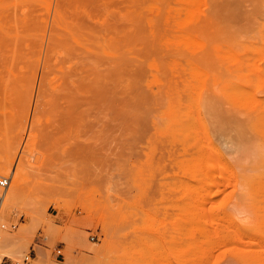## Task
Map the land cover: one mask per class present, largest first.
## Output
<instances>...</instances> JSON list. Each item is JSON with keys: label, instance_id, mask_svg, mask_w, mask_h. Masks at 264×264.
<instances>
[{"label": "rangeland", "instance_id": "obj_1", "mask_svg": "<svg viewBox=\"0 0 264 264\" xmlns=\"http://www.w3.org/2000/svg\"><path fill=\"white\" fill-rule=\"evenodd\" d=\"M259 148L264 0H0L3 264H264Z\"/></svg>", "mask_w": 264, "mask_h": 264}, {"label": "bare ground", "instance_id": "obj_2", "mask_svg": "<svg viewBox=\"0 0 264 264\" xmlns=\"http://www.w3.org/2000/svg\"><path fill=\"white\" fill-rule=\"evenodd\" d=\"M223 3H225V2H223ZM223 3H222V4H223ZM220 4H221V3H220ZM77 29H78V27H77ZM3 31H4V30H3ZM127 31H128V30H127ZM127 31H126V32H127ZM126 36H127V35H126ZM126 40H127V39H126ZM123 56H124V55H123ZM123 61H124V60H123ZM210 104H211V103H210ZM211 107H213V106H211ZM215 109H216V108H215ZM215 109H214V110H215ZM211 110H213V109L211 108ZM212 113H213V112H212ZM199 114H200V113H199ZM218 114H219V113H218ZM223 116H224V114H223ZM225 117H226V116H225ZM248 117H249V116H248ZM217 118H219V116H218ZM251 118H252V117H251ZM256 119H257V118H255V120H256ZM250 120L252 121L253 119H250ZM220 122H221V121H220ZM254 122H255V121H254ZM257 122H258V121H257ZM257 122H256V123H257ZM237 123H238V122H237ZM241 124H242V123H241ZM257 125H258V124H257ZM242 126H244V125L242 124ZM242 126H240V125L238 126V127H240V128L242 129V130H240V128H239L240 132L244 130ZM253 126H254V125H253ZM255 126H256V125H255ZM256 128H258V126H256ZM241 133H242V132H241ZM240 140H242V139H240ZM242 141H244V140H242ZM240 142H241V141H240ZM210 143H211V142H210ZM241 144H243V142H242ZM241 144H240V148H241ZM246 145H248V144H247V143H246V144H243L244 147H246L248 150H250V147H249V146H246ZM212 146H214V145L212 144ZM212 146H211V147H212ZM252 147H253V148H252ZM254 147H255V146H253V145L251 146V150L253 149L252 151H254ZM240 148H239V149H240ZM246 148H244V149H245V151L248 152V150H247ZM202 149H203V148H202ZM259 149H260V148H259ZM261 149H262V148H261ZM261 149H260V150H261ZM210 150H211V149H210ZM212 150H213V149H212ZM241 150H242V148H241ZM251 150H250V151H251ZM260 150H259V151H260ZM236 151H237V150H236ZM242 151H243V153H244V150H242ZM209 152H210V151H209ZM214 152H215V151H214ZM238 152L240 153V150L237 151V153H238ZM254 152H255V151H254ZM260 152H261V153H260ZM260 152H258V153H260V156H261L264 152H263L262 150H261ZM262 152H263V153H262ZM211 153H213V152L211 151ZM239 153H238V155H239ZM243 153H242V155H244L246 152H245L244 154H243ZM248 153H249V152H248ZM256 153H257V152H256ZM202 154H203V153H202ZM216 154H217V153H216ZM246 154H247V153H246ZM210 155H212V154H210ZM210 155H209V156H210ZM242 155H240V156H242ZM248 155H249V154H248ZM207 156H208V155H207ZM217 156H218V155H217ZM244 156H246V155H244ZM244 156H242L241 158H243ZM253 156H254V155H253ZM211 157H212V156H210V158H209V157H206V159H207V160H209V159L212 160ZM213 157H215V156H213ZM208 158H209V159H208ZM215 158H216V157H215ZM245 159H247V158L245 157ZM254 159H255V157H254ZM262 159H263V158H262ZM245 161H247V160H245ZM250 161L254 162V161H253V158H252V160H251V158H250ZM250 161H249V162H250ZM257 161H258V160H257ZM259 161H260V160H259ZM259 161H258V162H259ZM206 162H207V161H206ZM208 162H209V161H208ZM208 162H207V163H208ZM223 162H224V161H223ZM7 163H8V162H7ZM209 163H210V166L213 165V164L211 165V162H209ZM209 163H208L207 165H209ZM250 163H251V162H250ZM216 164L220 165V163H218V162H217ZM257 164H258V163H257ZM223 165L226 167L225 162L222 163V166H223ZM259 165H260V164H259ZM210 166H208V167H207V166L203 167V168H205V172H207L206 170H208V168H210ZM224 166H223V167H224ZM8 167H12V166H8ZM201 167H202V166H201ZM215 167H216V165H215ZM218 167H221V166H218ZM223 167H222V168H223ZM241 167H242V166H241ZM246 167H247V166H246ZM246 167H245V168H246ZM252 167H253V166H252ZM263 167H264V166H263ZM212 168H214V167H212ZM7 169H9V168H7ZM217 169H218V168L216 167V169H214V170H217ZM247 169H248V168H247ZM260 169H261V168H260ZM21 170H22V168H21ZM212 170H213V169H212ZM229 170H231V168H230ZM257 170H259V169H257ZM257 170H256V171H253V172L256 173ZM208 171L210 172V170H208ZM232 171H233V170H232ZM232 171H230V172H232ZM211 172H213V171H211ZM211 172H210V173H211ZM246 172H247V171H246ZM18 173H19V174H18ZM215 173H216V172H215ZM255 173H254V174H255ZM17 174H18L19 176H17ZM20 174H21L20 169H18V167H17V168L15 167V168H14V171H13V175H12V176H8V177L11 178V182H10V186H9L7 192H6L5 199H4V203H3V206H2V220H4V218H3V209H4V207H5L6 209H11L12 206H13V203H14V201H15V196H16L17 188L20 186V181H21V178H22ZM213 174H214V173H213ZM251 174H253V173H251ZM251 174H249V175H251ZM256 174H258V172H257ZM1 175H2V174H1ZM225 175H226V174H225ZM244 175H245V172H244ZM258 175H259V174H258ZM3 176H6V175H3ZM214 176H215V175H214ZM222 176H223V175H222ZM226 177H228V176H226ZM252 177H253V176H251V179H252ZM259 177H261V176H259ZM216 178H217V177H216ZM216 178H215V177L213 178L212 173H211V179H212L213 182L216 180ZM255 178H256V176H255ZM213 179H214V180H213ZM227 180H228V179H227ZM244 180H245V179H244ZM244 180H243V182H244ZM248 180H249V179H248ZM210 181H211V180H210ZM217 181H219V180H217ZM232 181H233V180H232ZM252 181H253V179L251 180V182H252ZM246 182H247V180H246ZM253 182H256V180L253 181ZM207 183H208V182H207ZM209 183H212V182H209ZM209 183H208V184H209ZM257 183H260L259 178H258V182H257ZM263 183H264V182H263ZM263 183H262V184H263ZM213 184H216L217 186L219 185V184L216 183V182L213 183ZM231 184H232V182H231ZM260 184H261V183H260ZM238 185H239V184H238ZM206 186H208V185H206ZM11 187L13 188L12 191H11ZM240 187L242 188V187H244V186L241 185ZM240 187H239V188H240ZM246 187H247V186H246ZM260 187H261V186H260ZM211 188H212V187H211ZM211 188H210V189H207L206 191H205V189L203 188V189H204V192L202 191L201 194L199 193L198 195L201 196L202 198H203L204 195H205L204 198H205V197H208V196H206V192H208V190L210 191ZM9 189H10V192H9ZM242 189H243V188H242ZM217 190L219 191L220 188L217 189ZM193 191H194V189H193ZM193 191H192V192H193ZM218 191H217V192H214V191H213V192H214V193H218ZM211 192H212V190H211ZM213 192H212V194H213ZM219 192H221V191H219ZM203 193H204V195H203ZM209 193H210V192H208V194H209ZM196 195H197V194H196ZM241 200H242V199H241ZM253 200H254V199H253ZM196 202H198V201H196ZM201 202H202V204L204 203L202 200H201ZM5 203H6V205H5ZM206 203H207V201H206ZM251 203H252V202H251ZM256 203H257V202H256ZM253 206H254V205H253ZM202 207H204V206L202 205ZM205 207H206V205H205ZM212 207H214V206H212ZM180 208H181V207H180ZM207 208H208V207H207ZM209 208L211 209V207H209ZM212 209H215V207L212 208ZM206 210H207V209H206ZM223 212H224V211H223ZM196 213H197V214H196ZM189 214H190V213H189ZM203 214H204V211H202V213H200V214H198L197 211L195 212V215H198V216H196V217H197V219L195 220V221H197L196 223H199V222L201 221V219H200L201 215L203 216L202 218H204V216H205V217L207 216V215H203ZM195 215H194L193 218H195ZM207 217H208V216H207ZM212 217H215V216H212ZM216 217H217V216H216ZM259 217H260V215H259ZM262 217H263V216H262ZM204 219H205V218H204ZM205 220H206V219H205ZM221 220H222V222H223V220H225V219H224V218L222 219V217H221ZM195 221L192 220L193 223H195ZM212 221H214L215 223H217L216 220H215V218H214ZM226 221H227V223H228V220H226ZM258 221H259V220H258ZM209 222H210V221H209ZM185 223H186V222H185ZM189 223H190V222H189ZM203 223H204V220H203ZM203 223H200L199 225H201V226L203 227V225H204ZM205 223H206V222H205ZM220 223H221V222H220ZM229 223H230V222H229ZM259 223H260V222H259ZM182 224H184V223H182ZM202 224H203V225H202ZM206 224H207V223H206ZM206 224H205V225H206ZM209 224H210V223H209ZM231 224H232V223H231ZM197 225H198V224H197ZM205 225H204V226H205ZM213 225H214V224H213ZM217 225H220L219 222L217 223ZM217 225H216V226H217ZM221 225H222V226L224 225V227L226 226L227 228H228V226H229V225H226V224H221ZM181 226H182V225H181ZM201 226H200V227H201ZM207 226H208V224H207ZM244 226H246V225H244ZM232 227L235 228L233 225H232ZM232 227H230V228H232ZM0 228H1V229H4V228H2L1 226H0ZM230 228H229V229H230ZM1 229H0V244H1V240H2V231H1ZM208 229H209V228L207 227V230H208ZM220 229H221V228H220ZM222 229H223V228H222ZM222 229H221V230H222ZM229 229H228V230H229ZM245 229H246V228H245ZM248 229H249V228H248ZM232 230H233V229H232ZM236 230H237L236 228L233 230V231H234V234H236V232H235ZM209 231H210V230H209ZM230 231H231V229H230ZM262 231H264L263 228H262ZM199 232H200V231H199ZM199 232H197V234H199ZM213 232H214V230H213ZM220 232H221V231H220ZM223 232H224V230H223ZM226 232H227V230H226ZM231 232H232V231H231ZM216 233H218V231H217ZM228 233H229V236L233 234V232H232V234H231L230 232H228ZM228 233H227V234L225 233L226 236L228 235ZM261 233H262V232H261ZM242 234H244V232H243ZM245 234H246V233H245ZM262 234H264V232H263ZM221 235H222V241H223V237L226 238V236H223L224 233H223V234L221 233ZM236 235H237V236H238V235L241 236L240 233L238 234V232H237ZM198 236H199V235H198ZM203 236H204V235H203ZM207 236H208V235H207ZM201 237H202V236H201ZM230 237H231V236H230ZM214 238H215V237H214ZM219 238H220V237H219ZM228 238H229V237H228ZM228 238H227V239H228ZM234 238H235V236L233 237V239H234ZM240 238H242V236L239 237V242H240ZM249 238L251 239V237H249ZM208 239H209V238H208ZM227 239H226V240H227ZM247 239H248V238H247ZM250 239H249V240H250ZM253 239H254V238H253ZM253 239H252V240H253ZM183 240H184V239H183ZM195 240H197V239H195ZM210 240H211V239H210ZM214 240H215V239H214ZM218 240H219V239H218ZM220 240H221V239H220ZM229 240H230V238H229ZM229 240H228V241H229ZM237 240H238V239H237ZM259 240H260V239H259ZM222 241H221V243H222ZM233 241H234V240H233ZM242 241H243L244 243L247 242V240H244V238L241 239V242H242ZM257 241H258V240H256V243H260L259 241H258V242H257ZM223 242H224V241H223ZM249 242H251V241H249ZM201 243H202V242H201ZM219 243H220V242H219ZM227 243H228V242H227ZM227 243H226V244H227ZM229 243H231V245H236V246H238L237 243H235V244L233 243V244H232L231 241H230ZM229 243H228V245H229ZM251 243H253V241H252ZM222 244H223V243H222ZM226 244H225V242H224V245H223V246H225ZM239 244H240V243H239ZM245 244H246V243H245ZM249 244H250V243H249ZM249 244H248V245H249ZM260 244H261V243H260ZM217 245H218V244H217ZM219 245H220V244H219ZM231 245H230V246H231ZM240 245L242 246L243 243H241ZM261 245H262V244H261ZM249 246H251V244H250ZM218 247H219V246H218ZM238 247H239V246H238ZM238 247H235V249L238 248ZM242 247H245V245H243ZM242 247H241V249H244V248H242ZM246 247L248 248L247 244H246ZM246 247H245V249H246ZM263 247H264V243H263ZM263 247H261V248L258 247L257 249L262 250V249H264ZM209 248H210V247H209ZM252 248H254V247H253V246L250 247V249H252ZM204 249H205V248H204ZM238 249H239V248H238ZM255 249H256V248H255ZM255 249H252L251 251H253V250H255ZM211 250H213V249H211ZM251 251H250V252H251ZM257 251H258V250H257ZM209 253H211V252H209ZM260 253H261V252H260ZM260 253H259V254H260ZM195 254H196V253H195ZM211 254H212V253H211ZM252 254H254V253H251L250 256H253ZM207 255H208V254L206 253V256H207ZM212 255H213V254H212ZM244 255H245V254H244ZM255 255H256V254H255ZM8 256H12V254L9 253V252L4 253V254H0V262H2V260H3L5 257H8ZM204 256H205V255H204ZM204 256H203V257H204ZM206 256H205V257H206ZM238 256H240V254H238ZM260 256H262V255H260ZM205 257H204V258H205ZM242 257H243V256H242ZM242 257H241V258H242ZM262 257H263V256H262ZM245 258H246V257H245ZM263 258H264V257H263ZM263 258H262V259H263ZM206 259H207V258H206ZM247 259H248V258H247ZM249 259H250V258H249ZM258 259H259V258H258ZM258 259H257L256 261H258ZM209 260H210V259H209ZM243 260H245V259H243ZM252 260L255 261V258L253 259V257H252ZM194 261H195V260H194ZM196 261H197V260H196ZM203 261H204V260H203ZM207 261H208V260H207ZM260 261H261V260H260ZM205 262H206V261H205ZM208 262H209V261H208ZM250 262H251V259H250ZM258 262H259V261H258ZM263 262H264V261H263ZM263 262H262V263H263ZM206 263H207V262H206ZM253 263H254V262H253ZM202 264H203V263H202ZM244 264H245V263H244Z\"/></svg>", "mask_w": 264, "mask_h": 264}, {"label": "built area", "instance_id": "obj_3", "mask_svg": "<svg viewBox=\"0 0 264 264\" xmlns=\"http://www.w3.org/2000/svg\"><path fill=\"white\" fill-rule=\"evenodd\" d=\"M10 182H11V178H10V177H8V176H3V175L0 174V226H1L2 228H6V223H4V222L2 221V206H3V203H4V199H5L6 192H7L8 188H9V186H10ZM14 227H15V226H14ZM57 253H58V255H62V251H61V249H59V250L57 251ZM29 258H30V257L27 256V257L24 259V262H25L26 264L29 263ZM0 264H3V261L0 262Z\"/></svg>", "mask_w": 264, "mask_h": 264}, {"label": "crops", "instance_id": "obj_4", "mask_svg": "<svg viewBox=\"0 0 264 264\" xmlns=\"http://www.w3.org/2000/svg\"><path fill=\"white\" fill-rule=\"evenodd\" d=\"M42 252V251H41ZM42 253H44V252H42ZM36 259V258H35Z\"/></svg>", "mask_w": 264, "mask_h": 264}]
</instances>
